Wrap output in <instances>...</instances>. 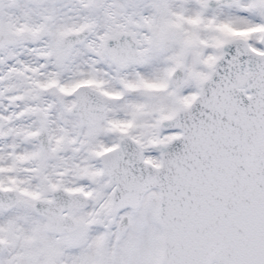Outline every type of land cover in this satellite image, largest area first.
Listing matches in <instances>:
<instances>
[{"label":"snow or ice","instance_id":"6c2138e0","mask_svg":"<svg viewBox=\"0 0 264 264\" xmlns=\"http://www.w3.org/2000/svg\"><path fill=\"white\" fill-rule=\"evenodd\" d=\"M0 264H264V0H0Z\"/></svg>","mask_w":264,"mask_h":264}]
</instances>
